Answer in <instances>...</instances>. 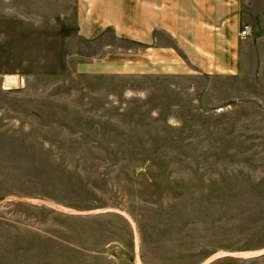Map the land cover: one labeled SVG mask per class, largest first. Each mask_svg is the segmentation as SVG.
Here are the masks:
<instances>
[{
	"label": "rangeland",
	"instance_id": "1",
	"mask_svg": "<svg viewBox=\"0 0 264 264\" xmlns=\"http://www.w3.org/2000/svg\"><path fill=\"white\" fill-rule=\"evenodd\" d=\"M77 8L0 0V264H264V66L99 74Z\"/></svg>",
	"mask_w": 264,
	"mask_h": 264
},
{
	"label": "crops",
	"instance_id": "2",
	"mask_svg": "<svg viewBox=\"0 0 264 264\" xmlns=\"http://www.w3.org/2000/svg\"><path fill=\"white\" fill-rule=\"evenodd\" d=\"M75 15L99 74L247 80L264 66V0H78Z\"/></svg>",
	"mask_w": 264,
	"mask_h": 264
},
{
	"label": "built area",
	"instance_id": "3",
	"mask_svg": "<svg viewBox=\"0 0 264 264\" xmlns=\"http://www.w3.org/2000/svg\"><path fill=\"white\" fill-rule=\"evenodd\" d=\"M250 31H251L250 25H243L242 29L240 31V37H242V38L248 37L250 34Z\"/></svg>",
	"mask_w": 264,
	"mask_h": 264
}]
</instances>
